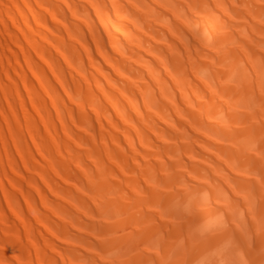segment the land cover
Listing matches in <instances>:
<instances>
[{"label": "bare ground", "instance_id": "1", "mask_svg": "<svg viewBox=\"0 0 264 264\" xmlns=\"http://www.w3.org/2000/svg\"><path fill=\"white\" fill-rule=\"evenodd\" d=\"M262 182L264 0H0V264H264Z\"/></svg>", "mask_w": 264, "mask_h": 264}, {"label": "snow or ice", "instance_id": "2", "mask_svg": "<svg viewBox=\"0 0 264 264\" xmlns=\"http://www.w3.org/2000/svg\"><path fill=\"white\" fill-rule=\"evenodd\" d=\"M262 190H264V182H262L261 184ZM251 211V210H250ZM262 220H264V218H262ZM259 231L262 235H264V222H262ZM241 237L245 242H248V237L247 234L242 232L241 233ZM249 247H251L250 243H249ZM262 254H264V249H262ZM239 255V253L237 252V256ZM222 264H244V262L242 260H234V261H222Z\"/></svg>", "mask_w": 264, "mask_h": 264}]
</instances>
